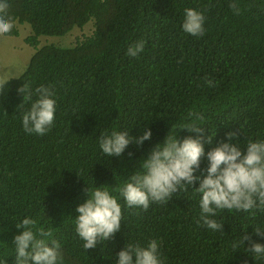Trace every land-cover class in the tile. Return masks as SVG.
<instances>
[{"label":"trees","instance_id":"obj_1","mask_svg":"<svg viewBox=\"0 0 264 264\" xmlns=\"http://www.w3.org/2000/svg\"><path fill=\"white\" fill-rule=\"evenodd\" d=\"M240 9L235 14L230 4ZM9 15L28 22L26 41L36 51L21 75L0 93V264H14L13 238L25 218L51 230L59 241L62 264H116L128 243L147 246L156 240L165 264H264L247 252L244 235L264 244V208L248 212L217 210L211 217L222 231L200 219L199 182L174 193L147 211L129 208L118 189L168 135L196 138L180 128L189 112L203 116L205 151L228 142L242 150L249 141H264V0H8ZM202 12L204 35L183 31L185 9ZM95 19L91 35L73 45L46 44L39 36H65ZM144 41L137 57L129 46ZM212 80L209 87L206 80ZM44 85L54 91L56 112L45 135L27 134L22 114L30 107L17 89ZM150 140L129 144L119 157H108L99 138L112 131ZM131 153V155H129ZM208 166L202 159L200 175ZM80 176H78V175ZM206 174V173H205ZM107 187L122 209L121 228L111 240L86 250L75 231L76 208L86 188ZM35 231V229H34ZM235 245V247H234Z\"/></svg>","mask_w":264,"mask_h":264},{"label":"clouds","instance_id":"obj_2","mask_svg":"<svg viewBox=\"0 0 264 264\" xmlns=\"http://www.w3.org/2000/svg\"><path fill=\"white\" fill-rule=\"evenodd\" d=\"M229 7L235 14H239L240 9L236 3ZM88 23L93 25L94 32L95 19ZM204 23L202 12L185 9L182 24L185 33L203 36ZM27 25L33 34L28 22L18 23V34ZM14 26L15 21L9 15L8 0H0V36L9 34ZM144 46V41H137L129 46L126 55L137 57L144 50ZM5 83L6 81L0 83V93L3 92ZM206 83L209 87L215 86L210 79ZM17 92L23 97L18 106L23 107L25 100L31 102L30 107L22 114L23 130L27 134L45 135L51 130L55 119L54 91L51 87L40 85L35 89L36 99L33 100L32 88L24 83ZM188 115L191 122L183 125L180 130L196 133V138L188 136L180 140L177 135L168 133L163 144H156L147 158L140 162V171L131 175L116 191L127 207L147 211L151 203H166L174 193L199 182V187L195 188L201 195L198 223L210 230L222 231L223 225L211 218L216 215L217 210L235 209L248 212L258 207L264 208V141H249L242 150L233 143L238 139L237 132L230 131L226 133L228 142L222 141L206 152L204 143H211V139L208 137L204 140L205 129L198 123L203 120V116L196 112H189ZM151 136L150 129L144 130L138 137H131L128 131L114 130L100 136L99 147L108 157H119L129 144L142 146ZM205 157L208 166L200 175H196ZM86 192V201L76 208L78 215L75 217V231L84 242L83 247L88 250L95 248L98 242L111 240L120 230L122 209L107 187H87ZM37 223L35 219L25 218L15 225L23 231L13 238L16 253L14 264H62L63 254L59 241L52 238L50 229L37 228ZM254 232L264 237V231L256 229ZM245 241L250 243L251 246L246 250L253 253L254 258L264 257V244L252 241L248 235H244L239 243L244 245ZM159 247L156 240L149 241L146 247L128 243L117 253L116 264H165Z\"/></svg>","mask_w":264,"mask_h":264},{"label":"rangeland","instance_id":"obj_3","mask_svg":"<svg viewBox=\"0 0 264 264\" xmlns=\"http://www.w3.org/2000/svg\"><path fill=\"white\" fill-rule=\"evenodd\" d=\"M92 32L93 25L88 23L82 28L75 27L65 36H41L39 46L46 44L73 45L78 38ZM29 34L31 35L32 31L27 25L21 28L20 34L0 36V83L18 77L27 67L35 52V48L26 41Z\"/></svg>","mask_w":264,"mask_h":264}]
</instances>
